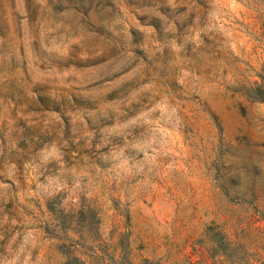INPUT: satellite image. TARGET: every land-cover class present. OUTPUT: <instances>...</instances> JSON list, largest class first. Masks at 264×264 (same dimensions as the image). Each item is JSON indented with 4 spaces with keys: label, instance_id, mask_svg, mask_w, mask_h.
Returning a JSON list of instances; mask_svg holds the SVG:
<instances>
[{
    "label": "rangeland",
    "instance_id": "rangeland-1",
    "mask_svg": "<svg viewBox=\"0 0 264 264\" xmlns=\"http://www.w3.org/2000/svg\"><path fill=\"white\" fill-rule=\"evenodd\" d=\"M264 0H0V264H264Z\"/></svg>",
    "mask_w": 264,
    "mask_h": 264
},
{
    "label": "trees",
    "instance_id": "trees-1",
    "mask_svg": "<svg viewBox=\"0 0 264 264\" xmlns=\"http://www.w3.org/2000/svg\"><path fill=\"white\" fill-rule=\"evenodd\" d=\"M245 95L252 101L264 103V75L260 76V82L245 89ZM65 264H85L77 257L69 258Z\"/></svg>",
    "mask_w": 264,
    "mask_h": 264
}]
</instances>
